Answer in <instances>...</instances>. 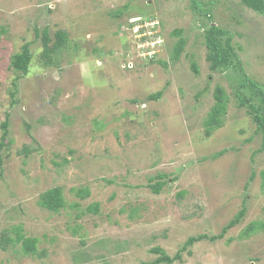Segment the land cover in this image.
Returning <instances> with one entry per match:
<instances>
[{
	"label": "rangeland",
	"instance_id": "1",
	"mask_svg": "<svg viewBox=\"0 0 264 264\" xmlns=\"http://www.w3.org/2000/svg\"><path fill=\"white\" fill-rule=\"evenodd\" d=\"M196 1L264 87V16L238 0ZM208 19L193 0H0V143L9 122L0 264L151 263L156 248L174 257L202 234L220 239L182 250L174 264H264V230L243 236L264 224L262 138L237 105L239 69H210ZM45 29L53 41L57 31L68 34L58 55L44 48ZM175 29L188 41L178 62ZM25 44L32 62L16 80L10 59ZM51 56L57 67L47 65ZM217 86L228 95L227 116L207 136L202 123ZM159 91L160 100H149ZM159 174L166 185L156 194L149 179ZM56 187L66 205L52 213L38 202ZM243 207L241 223L224 233ZM18 233L38 239L35 254L23 252Z\"/></svg>",
	"mask_w": 264,
	"mask_h": 264
},
{
	"label": "trees",
	"instance_id": "2",
	"mask_svg": "<svg viewBox=\"0 0 264 264\" xmlns=\"http://www.w3.org/2000/svg\"><path fill=\"white\" fill-rule=\"evenodd\" d=\"M243 6L246 8L254 11L257 14L264 16V0H238ZM193 6L199 12L202 11L204 16H208V22L211 23L210 27L205 31L203 38L206 49L208 50L207 60L211 63L210 69L212 71H216L219 69L222 70H229V68L239 69L241 72L240 80L238 81L235 89V97L237 99V105L239 108H244L247 110V115L251 118L253 124L256 127L255 133L260 135L262 138V150L264 151V87L260 86L254 80H252L241 67V62L239 57L235 51V48L232 44V37L229 36V32L224 30L220 26H217L212 22V15L211 10L206 9L203 10L202 5H200L196 0H193ZM127 9V7H125ZM122 13L119 12L115 15L116 18H120ZM154 19V17H152ZM150 18V19H152ZM133 25V24H132ZM145 29V28H144ZM154 31V30H153ZM173 38H176L177 41L175 42L172 50V61H179L182 54L184 53L186 46H187V39L184 37V30L183 29H175L171 33ZM37 36L40 37V33L37 30ZM42 42L45 49L49 48L51 51V55L55 53L58 55L62 50H64L68 43H69V36L66 32L57 31L55 35V41L51 39V36L48 32V29L43 30L41 33ZM155 37V36H154ZM146 38H144L145 40ZM151 39V37H148ZM48 57V56H47ZM32 62V54L29 44H25L21 50L11 56L10 65L12 71L18 75L16 80H20L22 76L28 74L30 66ZM48 66H56L58 65V61H54V59L48 58L47 61ZM164 64H166L164 62ZM193 71L198 74L199 70L196 64L192 65ZM15 80V82H16ZM12 97L16 96V93L11 94ZM163 92L159 91L149 96V100L151 101H158L162 97ZM215 98V106L211 109L208 113L206 119L202 123L204 131L207 136H211L215 131L222 128L224 125V119L227 116V102H228V95L225 92V89L221 86H217L214 92ZM137 103V101H134ZM96 126H99V122L95 123ZM102 129L103 125H100ZM2 129L4 130V134L2 136V141L0 143V150L2 147L5 146L6 137L9 130V122L8 118L2 123ZM28 153V151H27ZM26 153V154H27ZM224 152L217 154L218 157L222 156ZM263 173V180H264V171ZM255 173L253 172L251 176V181L254 179ZM166 175L159 174L155 177H151L149 182L151 183L150 188L156 194H159L166 182ZM152 183H154L152 185ZM264 183V181H263ZM77 195L80 198H85L89 195V192L84 190H79ZM39 206L45 210H48L52 213H58L61 209H63L66 205V199L64 196V191L62 188H53L47 192H45L39 199ZM246 216V209L243 207L241 211L236 215L235 219L232 220L228 226L224 229V233L229 231L230 229L239 225L242 219ZM257 229L264 230V224H259V222L251 223L245 232L243 233L244 237H249L255 232ZM208 235H199V236H192L188 239L182 250L187 249L188 247H192L194 244L209 239ZM220 239L218 236H214L210 238L212 241H217ZM10 241V240H8ZM16 242L22 243L23 252L26 255H33L37 252V238H26L20 233L16 238ZM12 243V241H10ZM4 248V246H3ZM180 250L177 255L174 257H170L164 251L159 248L154 250V253L159 254V258H157L154 262L151 263H141V264H174L176 261L182 258Z\"/></svg>",
	"mask_w": 264,
	"mask_h": 264
},
{
	"label": "clouds",
	"instance_id": "3",
	"mask_svg": "<svg viewBox=\"0 0 264 264\" xmlns=\"http://www.w3.org/2000/svg\"><path fill=\"white\" fill-rule=\"evenodd\" d=\"M135 26H139V25H143L140 21H134L133 23H131Z\"/></svg>",
	"mask_w": 264,
	"mask_h": 264
}]
</instances>
